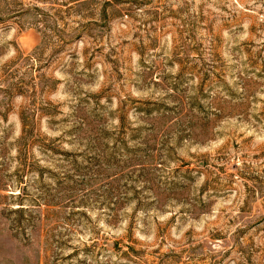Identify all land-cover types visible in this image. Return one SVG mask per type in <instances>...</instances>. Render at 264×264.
I'll list each match as a JSON object with an SVG mask.
<instances>
[{
  "label": "rangeland",
  "instance_id": "1",
  "mask_svg": "<svg viewBox=\"0 0 264 264\" xmlns=\"http://www.w3.org/2000/svg\"><path fill=\"white\" fill-rule=\"evenodd\" d=\"M0 264H264V0H0Z\"/></svg>",
  "mask_w": 264,
  "mask_h": 264
}]
</instances>
